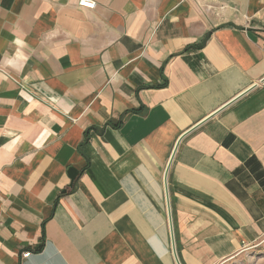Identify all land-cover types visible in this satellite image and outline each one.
Listing matches in <instances>:
<instances>
[{"label":"crops","instance_id":"0c3cea01","mask_svg":"<svg viewBox=\"0 0 264 264\" xmlns=\"http://www.w3.org/2000/svg\"><path fill=\"white\" fill-rule=\"evenodd\" d=\"M92 1L0 0V264H177L168 202L181 264L236 260L264 241V0Z\"/></svg>","mask_w":264,"mask_h":264},{"label":"rangeland","instance_id":"374dc122","mask_svg":"<svg viewBox=\"0 0 264 264\" xmlns=\"http://www.w3.org/2000/svg\"><path fill=\"white\" fill-rule=\"evenodd\" d=\"M226 264H264V241Z\"/></svg>","mask_w":264,"mask_h":264},{"label":"built area","instance_id":"2783aa9c","mask_svg":"<svg viewBox=\"0 0 264 264\" xmlns=\"http://www.w3.org/2000/svg\"><path fill=\"white\" fill-rule=\"evenodd\" d=\"M79 6L81 8L93 11V9H95L97 5H96V2L92 1V0H80ZM208 9L212 10L213 8L209 6ZM31 254H32L31 252H27V253L23 254V257L29 258L31 256Z\"/></svg>","mask_w":264,"mask_h":264},{"label":"water","instance_id":"95a60500","mask_svg":"<svg viewBox=\"0 0 264 264\" xmlns=\"http://www.w3.org/2000/svg\"><path fill=\"white\" fill-rule=\"evenodd\" d=\"M168 212H169V225L171 227V238H172L173 254H174V258H176L177 264H181L180 259L177 256V251H176V243H175V237H174V227L172 225V213L170 212L169 202H168Z\"/></svg>","mask_w":264,"mask_h":264},{"label":"trees","instance_id":"16d2710c","mask_svg":"<svg viewBox=\"0 0 264 264\" xmlns=\"http://www.w3.org/2000/svg\"><path fill=\"white\" fill-rule=\"evenodd\" d=\"M43 246H38V249L37 250H42Z\"/></svg>","mask_w":264,"mask_h":264},{"label":"bare ground","instance_id":"6f19581e","mask_svg":"<svg viewBox=\"0 0 264 264\" xmlns=\"http://www.w3.org/2000/svg\"><path fill=\"white\" fill-rule=\"evenodd\" d=\"M171 243H172V239H171Z\"/></svg>","mask_w":264,"mask_h":264}]
</instances>
